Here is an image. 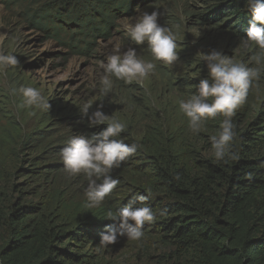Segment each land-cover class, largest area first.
Instances as JSON below:
<instances>
[{
    "label": "trees",
    "instance_id": "trees-1",
    "mask_svg": "<svg viewBox=\"0 0 264 264\" xmlns=\"http://www.w3.org/2000/svg\"><path fill=\"white\" fill-rule=\"evenodd\" d=\"M151 1L163 0H5V4L20 8L18 16L45 38L61 46L70 39L73 53L86 54L95 41L111 37L120 19L134 17L135 5ZM209 2L212 14L199 16L207 26L232 25L246 38L254 15L247 0ZM184 86L193 84L184 80L171 84L173 91ZM182 116L186 121L179 128L171 120L167 132L147 127L143 136L139 134L136 143L142 147L113 169L119 183L92 219L94 225L81 220L92 212L88 202L77 207L78 216H67L73 209L62 202L68 193L65 187H53L47 201L35 207L24 206L26 198L17 185L2 188L0 183V264H92L84 246L99 242L107 227L116 223L107 219V212L118 213L133 201L142 206L137 200L141 194L148 195L147 204L156 214L155 222L143 229L149 230V240L160 251L156 264H264V125L254 122L245 129L233 119L238 159L217 162L209 133L217 134L220 124L207 120L206 130L195 134ZM181 128L185 138L179 136ZM192 143L202 148L197 150ZM127 176L132 186L126 184ZM135 191L136 196L122 201L124 194Z\"/></svg>",
    "mask_w": 264,
    "mask_h": 264
},
{
    "label": "rangeland",
    "instance_id": "rangeland-1",
    "mask_svg": "<svg viewBox=\"0 0 264 264\" xmlns=\"http://www.w3.org/2000/svg\"><path fill=\"white\" fill-rule=\"evenodd\" d=\"M138 6L133 7L134 17L118 21L119 26L109 39H98L93 50L78 54L69 49L72 46L70 39L64 41L67 46H61L54 39L45 38L18 16L20 8L12 10L6 6L5 0H0V52L14 54L19 60L16 67L0 70V183L2 188L8 184L17 185L22 198H26L24 206L37 207L46 202V194L53 187H65L68 192L61 199L73 209L66 212L71 218L79 215L75 211L77 207L88 202L85 195L87 177L67 174L61 158L69 137L91 136L107 127L106 124L90 127L88 118L79 110L83 103L93 105L90 113L103 103L102 110L106 114L126 124L127 131L121 135L131 144L139 141V134L143 136L147 127H162V132H167L171 120L175 128L184 124L186 119L179 111V100L187 99V91L193 94L200 81L208 77L207 63L201 60L200 53L222 51L252 66L249 61L256 49L246 53L239 51L237 47L242 37L230 28L232 25L219 29L217 24L207 26L199 17L212 14L209 0L151 1ZM144 11H158L159 23L171 27L177 34L179 58L171 68L155 60L147 42L134 44L127 34L126 25L134 23ZM117 45L121 50L134 47L142 59L154 62L157 67L155 74L142 84H127L113 78V90L105 97L100 94L103 70L99 66L106 62ZM183 80L191 82L193 87H177L173 91L171 84ZM21 86L39 89L49 100L50 110L20 107L23 97L18 92L13 95L12 89ZM233 119L245 129L254 122L264 125V72L258 86L250 90L245 104L236 110ZM222 120L223 117L218 116L211 122L218 126ZM179 136L185 138L182 128ZM192 145L197 150L202 148V144ZM118 175L112 176L118 180ZM126 178L127 183L122 181L124 188L125 183L128 186L133 184L129 176ZM137 193L124 194L126 198L122 201L126 202L129 196ZM103 208V204L92 208V212L81 220L85 225H94L92 219ZM151 224L145 226L149 228ZM144 233L138 242L120 238L108 247L101 246L100 241L88 243L84 252L92 264H156L160 251L149 240V230Z\"/></svg>",
    "mask_w": 264,
    "mask_h": 264
},
{
    "label": "clouds",
    "instance_id": "clouds-1",
    "mask_svg": "<svg viewBox=\"0 0 264 264\" xmlns=\"http://www.w3.org/2000/svg\"><path fill=\"white\" fill-rule=\"evenodd\" d=\"M247 8L253 12V20L246 38H242L237 49L248 52L255 48L249 64L237 61L233 56L222 51L212 50L210 53H200V58L207 63L208 77L200 81L196 90L187 99H180L179 111L188 118V128L199 134L206 130L205 122L222 116L220 129L216 135L210 136L214 159L219 161L238 159L233 150L235 139V124L233 117L236 110L245 104L251 89L258 86L261 74L264 72V0H247ZM158 11H144L138 15L135 22L126 25L127 34L134 44L148 43L152 56L156 61L172 67L179 58L177 34L167 25L159 23ZM19 64L14 54L0 52V70L16 67ZM100 94L108 96L113 90L114 80H122L127 84L136 82L142 84L150 75H154L156 64L144 60L134 47L121 50L117 45L107 56L106 62H101ZM23 100L20 107L48 111L51 108L49 100L34 87L21 86L13 88ZM91 103L79 106L82 116L87 117L89 126L106 124L99 132L87 135H73L61 151L64 170L71 176L83 174L87 177V207H100L106 197L116 188L119 181L112 176L113 169L120 168L142 146L136 142L126 143L122 133L127 131L125 123L115 116L106 114L103 103L90 113ZM148 195H138L137 200L142 205L135 206L130 202L118 213L107 212V219L116 223L109 225L101 234L100 245L108 247L118 242L120 238L130 241H141L146 224L155 222L156 214L148 206Z\"/></svg>",
    "mask_w": 264,
    "mask_h": 264
}]
</instances>
